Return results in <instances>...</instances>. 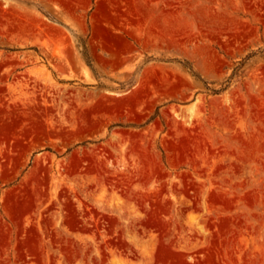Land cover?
I'll list each match as a JSON object with an SVG mask.
<instances>
[{
    "label": "rangeland",
    "instance_id": "obj_1",
    "mask_svg": "<svg viewBox=\"0 0 264 264\" xmlns=\"http://www.w3.org/2000/svg\"><path fill=\"white\" fill-rule=\"evenodd\" d=\"M0 264H264V0H0Z\"/></svg>",
    "mask_w": 264,
    "mask_h": 264
}]
</instances>
